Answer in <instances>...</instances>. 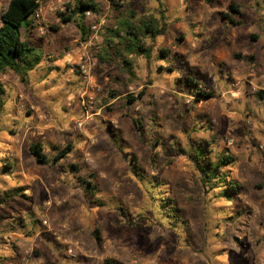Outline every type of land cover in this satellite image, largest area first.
Returning a JSON list of instances; mask_svg holds the SVG:
<instances>
[{"label": "rangeland", "instance_id": "374dc122", "mask_svg": "<svg viewBox=\"0 0 264 264\" xmlns=\"http://www.w3.org/2000/svg\"><path fill=\"white\" fill-rule=\"evenodd\" d=\"M76 1L43 2L42 20L45 9L52 13L40 30L45 37L38 39V29L27 36L44 64L49 55L62 62L59 71H35L26 83L14 72L0 74V195L21 187L27 195L0 209V258H6L0 264H264V101L255 96L264 89V0H216L214 6L206 0H136L131 9L166 34L143 40L153 46V58L133 59L132 84L128 76L116 80L119 70L98 60L105 32L120 13L110 0H94L96 35L86 17L61 23L60 13ZM78 22L87 29V43ZM64 62L78 74L70 82ZM188 78L213 97L201 100ZM142 91L145 96L127 107L126 97ZM84 95L94 98L89 115ZM204 140L236 158L227 172L242 187L231 202L217 191L206 194L200 182L190 145ZM34 143L50 157L52 147L73 150L60 168H39L30 154ZM74 164L84 178L98 175L99 204L84 194ZM132 165L169 184L188 221L184 229L180 223V234L153 217ZM14 225L22 239L9 231ZM32 230L34 237H26Z\"/></svg>", "mask_w": 264, "mask_h": 264}, {"label": "trees", "instance_id": "16d2710c", "mask_svg": "<svg viewBox=\"0 0 264 264\" xmlns=\"http://www.w3.org/2000/svg\"><path fill=\"white\" fill-rule=\"evenodd\" d=\"M51 0H9L7 9L1 16L2 25L0 26V74L6 75L9 72H14L21 80L26 83L27 77L30 73L37 71L44 61V57L36 52L35 43L30 42L27 39L28 34L33 30L39 29L38 24L32 21V17L35 16L43 2ZM136 0H110L113 10L120 13L115 18L113 27H110L105 32V41L98 53V60L100 64L107 66H115L119 70L118 77L128 76L130 78V84L134 80H137L134 58L142 57L147 61H151L153 58V46L149 47L143 41L146 36L150 38L152 42L160 36L166 34V29L156 27L155 23L150 20L146 22L136 11L132 10L130 5ZM159 1V0H158ZM160 2V1H159ZM206 2L212 6L215 5L216 0H206ZM66 12L60 13L61 23H73L78 21L77 17L82 21H85V13L89 10H97V5L94 0H77L74 6L68 4L66 6ZM121 9H126V13H121ZM230 11L232 13L241 14L238 7L230 5ZM141 20V21H140ZM235 19L231 22L235 24ZM78 27L81 30L83 42H88L89 37L85 25L78 22ZM48 29L58 31L59 27L51 26ZM27 33L25 34L24 33ZM180 41V40H179ZM164 58H167V52L161 51ZM46 61V60H45ZM48 61V60H47ZM188 85L194 84L197 86L198 92L196 93L201 100L210 99L213 97V92L206 93L204 88H201L199 83L193 78L187 79ZM130 86V85H129ZM4 93L3 86L0 85V95ZM119 92H115L112 95V99L117 98ZM145 96V91L139 93L138 97L129 95L125 99V103L128 106L134 105ZM256 98L264 101V89L256 93ZM0 104L2 102L0 101ZM214 142V141H213ZM55 152L54 156L50 157L41 143H34L30 146V154L35 158L37 163L43 166H61V163L66 160L73 150L72 146H66L65 148L52 147ZM184 152V151H181ZM190 157L195 163L196 169L200 174V182L207 189L211 191H217V197H223L233 201L235 196L238 198V191L242 187L240 183L233 179L227 172V168L233 166L236 163V158L229 152L220 153L216 147L210 141H202L200 144L190 145ZM136 159V158H135ZM59 166V167H60ZM229 166V167H228ZM6 169L12 168L8 163L5 164ZM73 173H77L78 176H74L78 179L84 194L91 196V200L95 199L96 204H99L97 194L100 191L99 184L97 183V174H88L87 178L80 176V166L74 164L70 166ZM134 176L138 177L151 200L153 217L157 214V218H161L162 226L169 228V233H179L180 223L184 222L183 229L187 226L188 221L185 218V209L178 198L174 195V192L168 188L169 184L164 182L160 177L148 176L146 177L143 169H139L136 165H132L131 168ZM146 182V183H145ZM152 182V187L148 186ZM148 183V184H147ZM147 185V186H145ZM24 188H18L16 190H10L0 195V209H4L11 203H15L16 199L24 193ZM23 198H27V195L22 194ZM91 203H94L91 201ZM98 206H103L100 204ZM141 220H146L145 213H139ZM122 216L124 212H122ZM152 219V218H151ZM153 220V219H152ZM24 220H21L23 223ZM166 221V225L164 224ZM36 222V220H35ZM1 223V222H0ZM135 223V221L133 222ZM15 226V225H14ZM13 227V226H11ZM36 229V226L33 227ZM10 231V230H9ZM18 228L11 229V232H18ZM35 232L29 231L25 233L26 237H31ZM98 235V234H97ZM100 239L99 237H97ZM14 250L18 252V247L14 246ZM0 260L6 263V258ZM106 264H115L114 261L108 260Z\"/></svg>", "mask_w": 264, "mask_h": 264}, {"label": "crops", "instance_id": "0c3cea01", "mask_svg": "<svg viewBox=\"0 0 264 264\" xmlns=\"http://www.w3.org/2000/svg\"><path fill=\"white\" fill-rule=\"evenodd\" d=\"M8 1L9 0H0V17L2 16V14L4 13V11L7 9V5H8ZM46 11H45V13L43 14V20H42V22H40V23H38V26H39V29H38V35H39V37H38V39L39 40H43V37H45L44 35H42L43 34V32H41V31H43L44 29H46V27H47V23L50 21V19L52 18V16H51V14L52 13H49V10L48 9H45ZM51 12V11H50ZM2 25V24H1ZM41 30V31H40ZM42 33V34H41ZM48 56V55H47ZM53 58V56H48V58H47V60H48V63H47V65H46V63L44 64V63H42L41 64V66L38 68V70H45L46 72H47V74H48V71L49 70H53L52 68H54V69H56V70H60V67L59 66H61V64H62V62L61 63H58V61L56 62V61H54V60H51ZM66 62V61H65ZM63 63L64 65H63V72L62 73H64L65 74V76L67 77V82H70V80H71V76L73 75V74H76V75H78L77 73H74V69L72 68V67H70L69 65H67V63ZM68 66H69V68H68ZM50 67H52V68H50ZM37 70V71H38ZM35 72V71H34ZM33 73V72H32ZM78 77V81H79V84L81 83V78H80V76H77ZM32 145V144H31ZM30 145V146H31ZM30 148V147H29ZM34 158V157H33ZM35 159V158H34ZM22 159H20L18 162H17V164L18 165H23V163H22V161H21ZM34 162L36 163V165L39 167V168H44V167H49V168H51V169H55V168H60L59 166H43V165H40L39 163H37V161L36 160H34ZM17 164H16V166H17ZM62 164V163H61ZM62 166V165H61ZM63 171H65V170H63ZM25 189V188H24ZM1 225V224H0ZM11 231V230H10ZM12 234H15V235H17V237H16V239H22V237H21V235H19V234H16L15 232H12ZM11 233H7V235H12ZM36 235H39V234H36ZM32 237H34V236H32ZM24 239V238H23Z\"/></svg>", "mask_w": 264, "mask_h": 264}, {"label": "built area", "instance_id": "2783aa9c", "mask_svg": "<svg viewBox=\"0 0 264 264\" xmlns=\"http://www.w3.org/2000/svg\"><path fill=\"white\" fill-rule=\"evenodd\" d=\"M42 12H43V9H42V6H41V8L36 12V14L34 16L36 24L42 22ZM85 17L91 23V27H90L91 30L94 31V33H96V35H97L99 33V31H100V27H99V25H97V21H98L97 20L98 19L97 14L95 12L89 10V11H87L85 13ZM103 24H104V22H103ZM80 70H81V74H82L83 78L85 80H88V81L90 80L91 81V79L89 78L90 77L89 76V69L86 66H81ZM93 101H94V98L92 96H88V95H84L83 96V101L82 102H83V106L85 107L86 115H89V112H88L86 107H87V105L88 106L89 105L93 106ZM43 223L45 225H48L47 219L44 220ZM68 253L71 254V255H74V252H73L72 249H70L68 251Z\"/></svg>", "mask_w": 264, "mask_h": 264}]
</instances>
